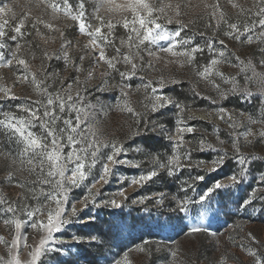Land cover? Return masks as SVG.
Returning a JSON list of instances; mask_svg holds the SVG:
<instances>
[{
	"label": "rangeland",
	"instance_id": "1",
	"mask_svg": "<svg viewBox=\"0 0 264 264\" xmlns=\"http://www.w3.org/2000/svg\"><path fill=\"white\" fill-rule=\"evenodd\" d=\"M147 109L224 133L211 187L140 155ZM0 264H264V0H0Z\"/></svg>",
	"mask_w": 264,
	"mask_h": 264
},
{
	"label": "trees",
	"instance_id": "2",
	"mask_svg": "<svg viewBox=\"0 0 264 264\" xmlns=\"http://www.w3.org/2000/svg\"><path fill=\"white\" fill-rule=\"evenodd\" d=\"M171 97L174 99L175 104L180 105L181 108L184 109V118L187 119L190 124L193 126L211 125L205 121L191 120V117L187 114L188 109L197 108L195 102L196 96L192 95L188 87H185V85L175 86ZM175 110L176 109L153 113L151 110L147 109L138 115L136 119L137 133H135L134 139L140 149V155L148 158L154 157L156 160L154 164H156V162H166L168 160L167 157L171 156L174 150L181 147L182 151L185 153V157L188 158L189 162L194 164V167L184 168L181 171V177H184L186 180L185 184L200 186L201 189L211 187L217 175L216 173H207V171L202 169V165L211 162L214 157L219 154L218 151H220L221 148V143L219 142H221V140L225 141L226 136L222 133V135L217 136L214 141H209L196 129L190 133H183L184 143L170 141L166 138L163 130L156 131L155 128L156 126L159 127L161 124L165 129L173 127V113ZM38 118H41V115ZM237 141L239 142L240 140ZM224 164L226 165L224 167L225 172H230L235 166V163L228 157ZM254 165L257 170L261 171L262 165L259 161H254ZM167 174L166 170L157 171L156 175L152 176L150 184L155 186L159 181L160 188L169 192H174L175 185L172 181L173 178L169 177ZM23 198H27V196H22V199Z\"/></svg>",
	"mask_w": 264,
	"mask_h": 264
}]
</instances>
